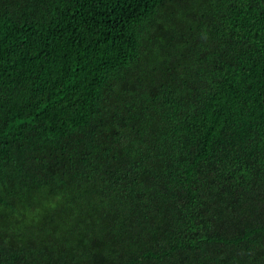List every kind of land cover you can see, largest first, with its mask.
<instances>
[{"label":"trees","instance_id":"16d2710c","mask_svg":"<svg viewBox=\"0 0 264 264\" xmlns=\"http://www.w3.org/2000/svg\"><path fill=\"white\" fill-rule=\"evenodd\" d=\"M0 264H264V0H0Z\"/></svg>","mask_w":264,"mask_h":264}]
</instances>
